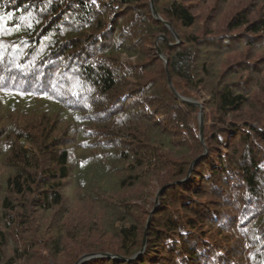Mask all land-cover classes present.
<instances>
[{"label":"trees","instance_id":"trees-1","mask_svg":"<svg viewBox=\"0 0 264 264\" xmlns=\"http://www.w3.org/2000/svg\"><path fill=\"white\" fill-rule=\"evenodd\" d=\"M150 2L0 0V264H264V0L219 31Z\"/></svg>","mask_w":264,"mask_h":264},{"label":"rangeland","instance_id":"rangeland-1","mask_svg":"<svg viewBox=\"0 0 264 264\" xmlns=\"http://www.w3.org/2000/svg\"><path fill=\"white\" fill-rule=\"evenodd\" d=\"M198 0H184V2L186 3V4H190V3H192V2H197ZM258 1L259 0H207V3L206 4H203V3H199V4H197V7H196V9H195V14H197V16L200 18V20L201 21H203L202 22V25L204 26V31H206V29L208 28V30L209 29H213L214 31H219V30H221V28L226 24V20H227V18H229V16L233 13V12H235V11H237V10H240L241 8H244V7H248L249 5H250V7H254V6H257V3H258ZM151 2H152V0H151ZM151 2H150V7H151V10H152V6H151ZM153 3H154V0H153ZM154 6H155V9H156V5H155V3H154ZM263 6V5H262ZM156 11H157V9H156ZM152 12H153V10H152ZM259 14V10H256L255 11V13L253 12V15H252V17H255V16H257ZM154 15V14H153ZM133 16V15H132ZM155 16V15H154ZM155 18H157L156 16H155ZM172 28V27H171ZM171 28H169V29H171ZM171 30H173V29H171ZM199 31H200V29H199ZM183 34H187V33H185V32H183L182 33V35ZM176 37H178V38H180V36L179 35H177L176 34ZM157 38H158V40H164L166 37H165V35H159V36H157ZM158 40H156V46H155V48H156V52L159 54V57H161V59L162 60H164V63H165V60L167 61V59L165 58V56H164V54H163V52L161 51V49H160V47H159V45H158ZM180 40H178V42H179ZM209 44H211V43H209ZM216 46H207V47H205V48H203L202 50H199V57L197 58V60L198 59H200V60H203V58H205L206 56H208V54H210V50L211 49H214ZM218 50V49H217ZM161 52V53H160ZM263 53H261V52H259V53H257L256 54V57L257 58H259V57H261V55H262ZM211 55V54H210ZM234 56H238L237 54H233ZM203 58H202V57ZM226 57V56H225ZM208 58H209V56H208ZM227 59L229 58V57H226ZM239 58H242V59H245L243 56H241V57H239ZM238 58V59H239ZM122 60H124V61H126V60H131V58H126V57H124V59H122ZM215 62V61H214ZM213 62V63H214ZM221 62V60H217V63H216V65L217 64H219ZM227 62L225 61V59H223V63H222V65H221V63H220V65L219 66H217V68H214L213 67V65L210 67V70H211V76L213 77L214 76V74L215 73H219V74H221V72L224 70L223 68V70L221 69V67L222 66H225V64H226ZM227 66V65H226ZM165 67L167 68V63H165ZM216 69V70H215ZM220 77V76H219ZM206 82H207V84H206V87H210L212 84H213V82H215V80H213L210 76H208L207 78H206ZM205 87V88H206ZM184 92H186V94L187 93H189V92H187V91H184ZM201 93H203L204 94V92H202L201 91ZM179 94H181L183 97H185V98H188V99H191V100H194V101H196V102H199V104H201V106H202V114H203V111H204V104H205V102H207V100H209V98L208 97H202L201 99H198V98H196V97H193L192 95H189V94H187V95H185V94H183V93H179ZM205 94H207V92L205 91ZM204 94V96H206ZM165 101V100H164ZM183 102V101H182ZM188 104V103H187ZM197 106V105H196ZM199 107V106H198ZM200 112H201V108L199 107V111H198V113H197V116H196V118H197V121H196V123H197V129H199V136H200ZM203 120H204V114H203ZM196 126V125H195ZM203 133H204V128H203ZM203 140H204V134H203ZM207 152V151H206ZM71 185L68 183L67 185H66V195H67V197H69L70 196V191H71V189L70 188H68V187H70ZM132 189H129L128 190V188H125L124 190H122V188L121 189H118V192H117V195H118V197H127V196H130L131 194H132ZM74 194H77V191L76 192H74ZM244 195V196H243ZM246 193L244 194V193H242L241 194V196H243V199H245L244 197H246ZM157 196L158 195H156V197H151V198H149V200H150V203L151 204H149L148 206H149V208H151V206H152V203H153V205H155L154 206V208L156 209L157 208V206H158V204H159V200L158 201H156V198H157ZM75 205L77 206L78 205V203H75ZM138 205V204H137ZM93 207H92V209H96V208H94L95 207V205H92ZM142 205H138V207L140 208ZM247 207L249 208V210L251 211V212H255L256 210H255V208H254V206H253V204L252 203H249L248 205H247ZM148 208V207H147ZM110 211L109 210H106L105 211V215L106 214H108ZM135 213V212H134ZM138 213V212H137ZM73 217H77L78 219H80V220H82V221H85L86 223H87V221L89 220L88 219V217L90 218V216H85V214H83V213H80V214H76V215H74ZM134 217H136V216H134ZM93 220V219H92ZM48 222H49V219H46V220H42L38 225H39V227L40 226H43L42 227V231L43 232H45L46 233V236L48 237V235H49V233H47V232H49V231H51V228L49 229V231L47 230V228H46V224H48ZM148 222H150V218L148 219ZM25 230L26 229H23V233L25 232ZM234 233V232H233ZM29 234V233H28ZM95 235H100V234H95ZM234 235H235V233H234ZM229 237L228 238H226L225 237V239L229 242L230 241V238H233L234 236H231V235H228ZM99 238H102V240H104V242H107V240H108V242H109V244H110V242L111 243H116L112 238H111V236L109 235L108 236V234H104L103 236H99ZM235 238H237V237H235ZM107 239V240H106ZM145 246H146V236H144V239H143V248H142V251H144L145 250ZM239 245H236V247H238ZM238 248H240V247H238ZM40 252V253H39ZM49 252L47 251V249H45V248H39V250L38 249H34V250H31L30 251V254L28 255L30 258L32 257V258H34L33 260H32V263L33 264H42V261H43V259H46V257L45 256H43V254H48ZM87 255V254H86ZM243 254H242V252L239 250L238 251V256H242ZM36 256H39V259L36 257ZM85 255H82L81 256V259L84 257ZM43 257V258H42ZM50 257V256H49ZM62 257H64V256H62ZM92 258V257H91ZM65 259V258H64ZM56 260V259H55ZM88 260H90V258H87V259H85V260H83V263H85L86 261H88ZM237 260V259H236ZM80 261V260H79ZM52 264H54V261H52L51 262ZM82 263V264H83Z\"/></svg>","mask_w":264,"mask_h":264},{"label":"water","instance_id":"water-1","mask_svg":"<svg viewBox=\"0 0 264 264\" xmlns=\"http://www.w3.org/2000/svg\"><path fill=\"white\" fill-rule=\"evenodd\" d=\"M151 6H152V10H153V14L157 17V19H162L159 14L157 13L156 9H155V6H154V3H153V0L151 2ZM166 25L171 28V26L169 25V23L167 21H165ZM172 29V28H171ZM161 53V52H160ZM165 63H167V61L165 60ZM168 78H169V82H170V85H171V88L173 90V92L175 93L176 97L185 102V103H188V104H192V105H197L201 108V112H200V139L201 141H203V128H204V120H203V114H202V106L201 104H199V102H196L194 100H191V99H188V98H185L183 97L181 94L177 93L173 84H172V81H171V78L170 76L168 75ZM159 199V196H157L156 198V201H158ZM95 256H98V254H93V255H85L82 259H80L79 262H77L76 264H82L83 263V260L87 259V258H91V257H95Z\"/></svg>","mask_w":264,"mask_h":264}]
</instances>
